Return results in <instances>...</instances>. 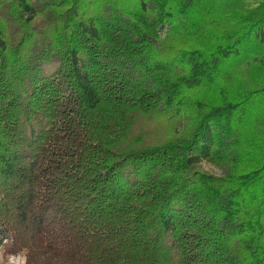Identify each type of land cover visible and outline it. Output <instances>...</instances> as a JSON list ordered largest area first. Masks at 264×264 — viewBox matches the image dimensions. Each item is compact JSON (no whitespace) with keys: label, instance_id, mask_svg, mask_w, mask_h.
Listing matches in <instances>:
<instances>
[{"label":"trees","instance_id":"obj_1","mask_svg":"<svg viewBox=\"0 0 264 264\" xmlns=\"http://www.w3.org/2000/svg\"><path fill=\"white\" fill-rule=\"evenodd\" d=\"M0 250L264 264V0H0Z\"/></svg>","mask_w":264,"mask_h":264},{"label":"rangeland","instance_id":"obj_2","mask_svg":"<svg viewBox=\"0 0 264 264\" xmlns=\"http://www.w3.org/2000/svg\"><path fill=\"white\" fill-rule=\"evenodd\" d=\"M201 168L213 176L220 175V172L209 164L202 163ZM0 264H25V259L23 255L9 256L7 258H4L0 250Z\"/></svg>","mask_w":264,"mask_h":264}]
</instances>
